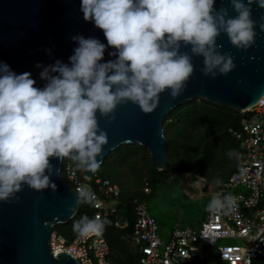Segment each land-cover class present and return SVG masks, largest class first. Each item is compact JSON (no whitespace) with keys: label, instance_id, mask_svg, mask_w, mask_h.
<instances>
[{"label":"clouds","instance_id":"obj_1","mask_svg":"<svg viewBox=\"0 0 264 264\" xmlns=\"http://www.w3.org/2000/svg\"><path fill=\"white\" fill-rule=\"evenodd\" d=\"M253 3L264 9V0H229L236 13L232 17L223 5L217 9L215 0H81L83 19L103 31L107 45L94 37L73 36L78 46L69 63L36 65L43 68V88L35 86L30 72L16 74L0 61V201L19 203L16 193L24 185L55 190L50 178L60 170L50 158H68L77 168L96 172L101 165L97 157L108 144L98 114L111 123L118 105L130 101L150 114L165 90L176 99L194 72L193 56L203 57L205 76L215 79L233 71L234 57L230 51L221 53L217 38L226 34L232 46L244 51L254 46ZM259 28L264 31V15ZM182 45L190 46L191 55L181 52ZM107 47L115 49L109 56L116 58L101 62ZM77 202L91 204V192L81 188ZM234 208L231 194L217 193L206 210L227 215ZM105 223L83 215L72 230L86 238L100 235Z\"/></svg>","mask_w":264,"mask_h":264},{"label":"water","instance_id":"obj_2","mask_svg":"<svg viewBox=\"0 0 264 264\" xmlns=\"http://www.w3.org/2000/svg\"><path fill=\"white\" fill-rule=\"evenodd\" d=\"M221 5L228 8L230 16L236 15L229 0H215L217 9ZM80 6L81 0H0V61L16 74L30 72L35 86L43 88L46 83L40 78L43 68L36 65L49 66L56 60L69 63L78 46L73 36L94 37L107 45L103 31L94 22L83 19ZM262 15L264 9L253 3L252 18L257 21V35L255 45L247 51L232 46L226 34L217 38V43L223 45L221 53L230 51L236 64L227 75L218 74L215 79L205 76L201 71L203 57L193 56L194 72L176 99L170 96V90H165L159 96L158 107L150 114H144L130 101L118 105L111 123L98 114L99 127L108 136V144L103 146L98 161L102 164L123 145L137 144L148 152L153 165L161 171L167 162L163 119L170 111L193 99L237 112L255 105L264 95V31L259 28ZM112 51L115 49L107 47L101 62L115 59L109 56ZM181 52L191 55L190 46L182 45ZM50 162L60 170L59 175L50 178L56 184L55 190L36 191L24 185L16 193L19 203L0 201V264H78L68 253L54 256L50 250L54 226L72 220L80 205L77 194L61 176L62 161L50 158ZM94 174L82 169L86 180H91Z\"/></svg>","mask_w":264,"mask_h":264},{"label":"built area","instance_id":"obj_3","mask_svg":"<svg viewBox=\"0 0 264 264\" xmlns=\"http://www.w3.org/2000/svg\"><path fill=\"white\" fill-rule=\"evenodd\" d=\"M240 113L248 115L238 128L227 129L238 144L236 169L218 188H207L211 199L217 193L231 194L235 198L234 210L227 215L207 212L198 230L175 226L170 238L164 241L145 204L135 201V219L125 239L138 252L139 264H184L194 262L198 253L207 264H258L256 260L264 257V95ZM62 172L76 194L81 188L91 192L92 203L86 204L94 210L92 219L99 217L106 221L117 213L113 200L119 196L120 189L116 184L99 178L95 179V186L89 184V180L82 177V169L68 158L65 164L61 163ZM205 184L203 178L196 177L194 188L201 193ZM237 189L240 191L234 192ZM144 191L149 192L147 187ZM113 225L118 229L129 227L126 220H114ZM224 240L236 242L223 243ZM49 246L54 256L66 252L78 264H111L110 248L102 234L86 238L76 234L69 241L52 232ZM205 246L215 248L214 262Z\"/></svg>","mask_w":264,"mask_h":264},{"label":"trees","instance_id":"obj_4","mask_svg":"<svg viewBox=\"0 0 264 264\" xmlns=\"http://www.w3.org/2000/svg\"><path fill=\"white\" fill-rule=\"evenodd\" d=\"M247 115L248 113L243 114L203 99H193L170 111L163 119V129L165 134H169L172 150L170 151L171 156L167 158L166 165L161 171H158L153 165L148 152L146 151L145 158V153L137 146H121L113 157L115 158L114 161H112V153L104 160L101 165L107 166L106 161L109 159L108 163L112 165L114 179L109 177L100 178L97 175L98 169L94 179L88 183L95 186L94 181L99 178L109 180L120 189V194L115 199L117 213L111 219L104 221L106 223L102 232V236L110 248L111 264H119L121 260L126 261L128 264L133 263V251L138 263V252L131 248L125 239V236L131 233V227L135 219L134 203L135 201L143 203L138 196L139 190H130L135 187L133 185L139 182L141 185L140 191L143 194H150V188H156L159 182L168 183L171 180V182L183 183L188 186L192 181H195L196 176H200L205 180L215 179L209 171L217 169L215 166L218 154L220 158L221 152L224 158L227 156L225 159L221 157L219 170L216 171L217 175L222 173V183L220 184L222 185L229 179L237 165L238 144L228 135L227 129L229 127L238 128ZM227 145L229 147L228 151L226 150ZM230 152L233 155L229 156ZM63 162L65 164V159ZM138 162L142 166L134 171L127 170L134 164L140 165ZM122 179L128 181L129 184L123 186ZM220 185H217V188ZM145 187L148 188L149 192L144 191ZM93 214L94 210L91 206L80 202L76 215L66 224L68 235L60 236L66 240H72L77 234L72 230L74 221L79 220L83 215H87L92 219ZM114 220L120 222L126 220L129 227L126 229L115 228L113 225ZM260 261L263 263L264 258H261ZM199 264L207 263L202 260Z\"/></svg>","mask_w":264,"mask_h":264},{"label":"rangeland","instance_id":"obj_5","mask_svg":"<svg viewBox=\"0 0 264 264\" xmlns=\"http://www.w3.org/2000/svg\"><path fill=\"white\" fill-rule=\"evenodd\" d=\"M167 137V138H166ZM166 142H167V158H169L170 151L172 150V145L170 142L169 134H165ZM229 141V140H228ZM127 146V145H123ZM128 146H137L138 148L145 153L144 157L146 158V150L137 145L132 144ZM120 148V147H119ZM118 148V149H119ZM227 151L229 150V147L227 145L226 147ZM121 151V150H120ZM117 149L112 152V161L115 160L114 155H116ZM142 157L141 155H139ZM220 156L224 158L223 153H220ZM110 157V158H111ZM221 157L216 162V168L209 171L211 175L215 177V179H206V181L212 185L214 188H217V184L215 183L216 180H220L222 178V173L216 174V171L219 170V160H221ZM227 157V156H226ZM225 157V158H226ZM224 158V159H225ZM139 161V160H138ZM107 166H100L99 170L97 171V175L102 177H109L111 179H114V171L112 168V165L109 162V159H107ZM140 165H132V167H129L127 170L134 171L135 169L139 168L141 165L140 162H138ZM106 167V168H105ZM96 173V172H95ZM113 173V174H112ZM63 179L66 180V177L64 173L62 172ZM134 176V175H133ZM192 178V177H191ZM128 182V181H127ZM126 180L122 179L121 183L123 186H127L129 182L127 183ZM193 184V181L191 182ZM134 188H131L130 190H139L138 196L140 200L146 205L148 212L153 218L156 220L158 224V234L160 238L164 241L168 240L174 227L180 226L183 228L186 227H194L197 230L200 228L201 222L206 217V213L208 212L206 210L207 204L210 201L211 194L205 193L200 194L198 190H195L191 187L189 184L186 186L185 184H177L175 182L168 181V183L159 182L156 186V188L151 187L150 188V194H143L140 189L141 185L140 183H136ZM240 189L234 190V192H238ZM68 230L66 229V224H58L55 225L53 228V232H55L57 235H68ZM223 242H230L235 243L234 240H224ZM201 247V246H199ZM206 250L210 252L211 262H214L216 260V250L215 248H211L209 246H205ZM133 263L131 264H138L136 261V255L134 254ZM261 259V258H260ZM260 259L256 260V263H261ZM204 261V258L202 256L197 255L194 262H185L184 264H199L200 261ZM206 263V262H205ZM119 264H128L126 261L121 260ZM264 264V262H263Z\"/></svg>","mask_w":264,"mask_h":264},{"label":"crops","instance_id":"obj_6","mask_svg":"<svg viewBox=\"0 0 264 264\" xmlns=\"http://www.w3.org/2000/svg\"><path fill=\"white\" fill-rule=\"evenodd\" d=\"M194 183H195V181H193V184H190L191 185V187L194 189ZM195 191V190H194ZM201 194V193H200ZM189 228H191V227H189ZM193 228V227H192Z\"/></svg>","mask_w":264,"mask_h":264},{"label":"bare ground","instance_id":"obj_7","mask_svg":"<svg viewBox=\"0 0 264 264\" xmlns=\"http://www.w3.org/2000/svg\"><path fill=\"white\" fill-rule=\"evenodd\" d=\"M64 178V177H63ZM209 184V183H208ZM153 217V216H152ZM180 227V226H179ZM102 234V233H101Z\"/></svg>","mask_w":264,"mask_h":264}]
</instances>
